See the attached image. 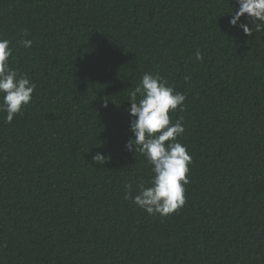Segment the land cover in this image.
Here are the masks:
<instances>
[{
  "label": "trees",
  "instance_id": "16d2710c",
  "mask_svg": "<svg viewBox=\"0 0 264 264\" xmlns=\"http://www.w3.org/2000/svg\"><path fill=\"white\" fill-rule=\"evenodd\" d=\"M238 9L0 0L10 67L37 86L12 123L0 113V264H264V29L232 27ZM239 23L254 27L247 14ZM145 73L186 96L170 118L184 122L190 182L166 217L124 198L153 175L125 148ZM97 152L106 164H93Z\"/></svg>",
  "mask_w": 264,
  "mask_h": 264
},
{
  "label": "clouds",
  "instance_id": "9594fccd",
  "mask_svg": "<svg viewBox=\"0 0 264 264\" xmlns=\"http://www.w3.org/2000/svg\"><path fill=\"white\" fill-rule=\"evenodd\" d=\"M237 3L239 9L229 21L232 27L239 26L247 36L264 29V0H237ZM246 14L254 27L239 23ZM24 35H28L27 30H24ZM10 44V40L0 38V113H6L5 122L9 124L27 108L37 87L26 74L10 67L13 55ZM20 44L30 49L33 41L22 39ZM195 56L203 61L199 48ZM190 79L185 77V80ZM129 101L130 130L134 139H129L125 148L134 152L135 156L137 153L144 156L152 166L153 175L147 186L143 182L138 184L135 195H132V185H125L124 198L149 215L166 217L184 206L185 186L190 182L187 177L191 156L178 139L185 133L184 122L182 119L172 122L170 118V113H175L177 109L185 110L186 96L169 86L159 73H145L131 92ZM103 106L108 107L107 99ZM109 159L110 156L100 152L92 157L93 164L101 166Z\"/></svg>",
  "mask_w": 264,
  "mask_h": 264
}]
</instances>
